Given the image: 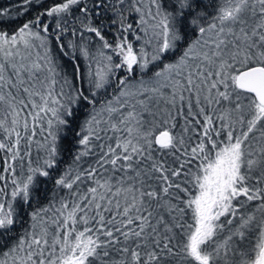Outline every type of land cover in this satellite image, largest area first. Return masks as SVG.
I'll return each mask as SVG.
<instances>
[{
    "label": "snow or ice",
    "instance_id": "1",
    "mask_svg": "<svg viewBox=\"0 0 264 264\" xmlns=\"http://www.w3.org/2000/svg\"><path fill=\"white\" fill-rule=\"evenodd\" d=\"M46 3L0 6V264H264V0Z\"/></svg>",
    "mask_w": 264,
    "mask_h": 264
},
{
    "label": "trees",
    "instance_id": "2",
    "mask_svg": "<svg viewBox=\"0 0 264 264\" xmlns=\"http://www.w3.org/2000/svg\"><path fill=\"white\" fill-rule=\"evenodd\" d=\"M15 3V0H0V6H7L9 4ZM47 3H51V0H47ZM47 3L45 6H47ZM111 38V37H109ZM70 162V160L68 161Z\"/></svg>",
    "mask_w": 264,
    "mask_h": 264
}]
</instances>
